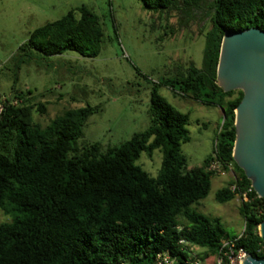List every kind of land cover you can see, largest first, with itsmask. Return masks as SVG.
Wrapping results in <instances>:
<instances>
[{
    "label": "trees",
    "instance_id": "16d2710c",
    "mask_svg": "<svg viewBox=\"0 0 264 264\" xmlns=\"http://www.w3.org/2000/svg\"><path fill=\"white\" fill-rule=\"evenodd\" d=\"M140 1L167 20L180 15L181 26L210 2L202 68L190 63L154 84L150 127L106 150L100 143L80 144L99 107L67 109L42 126L34 121V112L45 114V105L33 102L30 92H13L10 96L20 102L7 106L0 121V210L12 217L10 223H0V264H157L158 255L165 253L183 264L188 253L180 241L201 248L205 261L219 256L223 243L239 236L238 247L264 259L259 234L264 198L233 158L236 109L244 94L225 92L216 82L225 35L264 31V0ZM103 43L99 17L81 6L36 29L17 56L75 53L96 58ZM158 87L221 109L223 124L201 166L189 169L182 152L190 141L188 115L159 96ZM157 150L163 160L152 177L137 161L142 153L151 158ZM214 162L234 173L216 193V201H242L244 231L239 236L195 207L210 194L216 174L208 168Z\"/></svg>",
    "mask_w": 264,
    "mask_h": 264
},
{
    "label": "rangeland",
    "instance_id": "374dc122",
    "mask_svg": "<svg viewBox=\"0 0 264 264\" xmlns=\"http://www.w3.org/2000/svg\"><path fill=\"white\" fill-rule=\"evenodd\" d=\"M209 4L181 26L180 15L167 20L146 10L140 0H0V96L30 92L33 102L46 107L45 114L34 112V121L42 126L67 109L99 107L80 144L100 143L104 150L118 147L150 127L154 84L190 63L202 68L205 35L210 30ZM81 6L101 21L104 43L98 57L83 58L75 53L53 58L17 56L36 29ZM158 95L188 115L190 141L182 145V152L189 169L201 166L212 154L223 124L221 109L176 96L167 87H158ZM162 160L163 154L157 150L151 158L142 153L137 164L156 177ZM233 177V171L215 175L209 196L195 207L211 219H220L230 235L239 236L244 231L242 201H216V193ZM11 221L0 210V223Z\"/></svg>",
    "mask_w": 264,
    "mask_h": 264
},
{
    "label": "water",
    "instance_id": "95a60500",
    "mask_svg": "<svg viewBox=\"0 0 264 264\" xmlns=\"http://www.w3.org/2000/svg\"><path fill=\"white\" fill-rule=\"evenodd\" d=\"M217 85L225 92L242 91L236 109L237 137L233 158L260 198H264V31L227 33L221 46ZM264 242V221L259 227ZM244 264H264L249 255Z\"/></svg>",
    "mask_w": 264,
    "mask_h": 264
},
{
    "label": "built area",
    "instance_id": "2783aa9c",
    "mask_svg": "<svg viewBox=\"0 0 264 264\" xmlns=\"http://www.w3.org/2000/svg\"><path fill=\"white\" fill-rule=\"evenodd\" d=\"M20 101L14 99L12 96L4 97L0 99V121L6 111L7 106L17 105ZM208 171L217 174H224L225 171L221 165L217 162L211 163ZM230 171L231 168H230ZM235 191L236 187H232ZM246 200V194L243 195ZM241 236H239L240 238ZM238 239L228 240L223 243L220 255L214 257L211 261L207 259L203 261L202 256L203 250L197 246L186 244L184 241H180V244L184 246V251L188 253V259L183 264H244L249 254L245 249L238 247ZM157 264H178L177 259L171 257L170 254H160L157 257Z\"/></svg>",
    "mask_w": 264,
    "mask_h": 264
}]
</instances>
